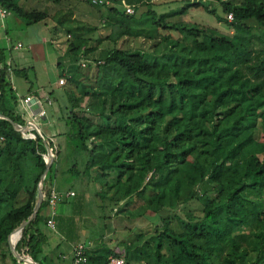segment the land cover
I'll use <instances>...</instances> for the list:
<instances>
[{
    "label": "trees",
    "instance_id": "16d2710c",
    "mask_svg": "<svg viewBox=\"0 0 264 264\" xmlns=\"http://www.w3.org/2000/svg\"><path fill=\"white\" fill-rule=\"evenodd\" d=\"M85 1L119 30L97 58L90 56L95 47L74 41L68 47L82 50L72 58L75 67L60 73L77 88L65 89L67 106L59 108L69 131L46 136L20 129L31 119L25 96L42 99L45 117L57 97L39 95L29 77L28 93L19 95L14 76L27 70L0 45V256L18 261L16 243L19 256L38 260L62 152L57 136L66 135L85 154L84 171L78 161L69 171L92 172L100 186V226L89 236L94 243L74 229L75 216L55 218L67 237L88 245L90 264L112 256L126 264H264V0H178L182 6L159 14L152 0ZM140 5L147 10L138 13ZM0 6L28 26L49 16L25 10L19 0H0ZM191 8L215 15L230 31L171 21ZM66 21L63 16L59 24ZM160 29L182 39L159 37ZM126 37L151 41V48L118 47ZM83 199L71 204L73 211ZM114 217L144 219L148 227H127L129 238L110 247L106 230Z\"/></svg>",
    "mask_w": 264,
    "mask_h": 264
},
{
    "label": "rangeland",
    "instance_id": "374dc122",
    "mask_svg": "<svg viewBox=\"0 0 264 264\" xmlns=\"http://www.w3.org/2000/svg\"><path fill=\"white\" fill-rule=\"evenodd\" d=\"M20 4L24 7L25 10L38 9L39 11L48 12V18L45 21L39 22L38 24H33L28 26L25 20L18 18L15 14H11L8 19L0 20V22L5 23V28L0 29V33L2 34V40L0 41V45H3L7 48L6 36L8 34L11 35L14 42L21 40L25 44L33 41H39L41 36H47L48 38L53 37V41H50L46 44L47 51L49 53L50 59L53 60L50 62L53 70H49V66H46L45 61L36 60L32 57L31 53L26 49H21L19 52H23L24 55L28 58V60H20L19 58H14L13 63L17 68H26L27 73L24 75H16L14 76L15 80V88L19 95H22L27 91L29 83L26 81L27 77L34 81V86H40L41 88H46L49 92L50 88L53 86V90L55 91V95L57 96V102L53 106L47 107L52 110L53 108L64 107V103L66 104L67 97L65 96V89L68 91H77V88L73 85L69 84V81L66 79V83L62 85V87H55L54 83L58 80L59 74L63 72L64 69H71L75 67V64H72L73 57L77 54H80L82 50L77 49V52H67L69 45L71 42H78L79 46H83L84 44L89 47H95L96 49L90 53L91 57H98L99 53L102 49L106 47H112L113 42L112 39L109 38L111 36H115L116 32L119 30L116 24L105 25V16L102 12H100L97 8L92 7L85 0H78L75 4L70 2L68 4H64L63 2L57 0H19ZM214 1L216 0H207ZM82 2V3H81ZM73 4V5H72ZM151 5L157 11V13L168 12L170 10H175L176 8L183 5V2L177 1H169V0H152ZM147 6L140 5L138 13L142 11H146ZM65 16L66 22L64 26L59 24V19ZM173 20H183V21H191L195 23L207 24L209 26L217 27L224 32H229V26L223 22H219L215 15L207 13L203 9H194L191 8L188 10L186 15L183 16H175L171 18ZM93 29V30H91ZM159 37H164L165 35H169L175 39H182V35L179 32L174 30H163L160 29ZM17 35L21 38L19 39ZM30 39L32 41H30ZM20 41V42H21ZM117 46L127 45L129 44L132 47H142L144 49L151 48V41L144 40L142 38H121L116 41ZM17 51H12V54L16 55ZM8 55H10V51L8 50ZM9 57V56H8ZM92 61V58L89 59ZM62 63L60 66H56L55 63ZM93 62V61H92ZM81 65L83 63H87V61L80 62ZM83 66V65H82ZM65 87V88H64ZM65 96V97H64ZM46 107V106H45ZM52 113V112H51ZM48 115L47 122H43V120H38L37 123L45 130V128H50L51 133L58 134L60 132H67L70 130L71 125H68L65 121V116H63L61 110L59 115ZM91 119L94 121L97 120L96 117L91 116ZM57 141L61 143V156L59 157L58 162V173L56 177V182L59 184V188L63 190H67L72 188L77 197H71L70 204L74 203L78 200V197L81 195L84 197L83 206L80 208L83 212L87 213L89 217H93L95 219L96 224L94 229L98 230L100 226V218L97 217L102 213L101 209L97 207V191L100 190V186L94 182L93 173L85 175L84 173H80L77 175L76 173H71L69 168L77 163V169L80 171H84V152L78 153L74 148L73 143L68 139L66 135L57 136ZM99 202V201H98ZM60 205L57 208V211L60 212ZM99 214V215H98ZM148 223L147 220L144 219H131L128 217L123 218H115L112 221L109 229L106 230L107 236L106 239L109 242L110 247H114L117 245L118 241L120 242L123 239L129 238L132 232L127 231V227H131L134 230L139 226H146ZM148 226L144 227L147 228ZM101 228V227H100ZM91 230V229H90ZM96 230V231H97ZM133 230V231H134ZM92 232V231H91ZM102 232V231H101ZM66 247H68L66 245ZM68 249V248H67ZM64 245L60 248L61 251L68 254V251ZM8 261V260H7ZM8 263V262H7ZM64 264H69V259L63 260Z\"/></svg>",
    "mask_w": 264,
    "mask_h": 264
},
{
    "label": "crops",
    "instance_id": "0c3cea01",
    "mask_svg": "<svg viewBox=\"0 0 264 264\" xmlns=\"http://www.w3.org/2000/svg\"><path fill=\"white\" fill-rule=\"evenodd\" d=\"M58 1H60V0H57V2ZM77 1L78 0H61V2H63L64 4H68L70 2H73V4H75ZM11 14H12V12L10 11V14L6 17V19H8V17ZM0 27L1 28H3V27L5 28V23L4 22H0ZM0 36H2L1 33H0ZM17 37L19 39H21L18 35H17ZM2 39L3 38L1 37L0 41ZM50 39H51V41H53L54 38L53 37L48 38V35L47 36L43 35V36L40 37L39 41H33V42H29V43L25 44L21 40H19L17 42H14L13 38L11 37V35L8 34L6 36V41H7V45L6 46H7V49L11 48V50L9 49V51H10L9 60L13 62L15 57L19 58L20 60H28V58L26 57V55H24L23 52H19V51H21V49H26V50H28L31 53V55H32V57L34 59L43 60L45 62L47 61L45 63V65L49 66L48 68H49L50 71L53 70L52 67H51L52 65L50 63L53 59L52 58L50 59L49 53L47 51V47H45L46 44L50 41ZM30 41H32V40L30 39ZM18 43H22L23 47L22 48H17V44ZM14 50L17 51L16 55L12 54V51H14ZM55 64H56V66H60L59 62H57ZM61 77H64V76H60V74H59L58 80L54 83L55 87H62V85L59 84V79ZM26 81L29 83L28 79H26ZM14 82H15V80H14ZM29 87H30V83H29V86L27 88V91L25 93H23L22 95H26L28 93ZM45 89H46L45 87L41 88L40 86H37V87L34 86V90L37 91L39 93V95H41V96H45V95L47 96L48 91L45 90ZM53 89L54 88L52 86L50 88L49 92L53 93V97H57L55 95V91ZM36 97H38V96H36ZM66 106H67V101H66V104L64 103V107L65 108H66ZM50 113L52 115H55V116L59 115L60 114V109H58V108H53L52 110L48 109V115ZM47 118H48V116L45 117V118L42 117L39 120H43V122L45 123L48 120ZM30 123H31V119H30ZM35 124L39 127V129L41 128V126L37 122ZM49 129L45 128V130H44L43 128H41L40 132L42 130V132H44V134L46 136H52L54 133H51V131ZM53 188H55L58 191L63 192V193H70V192H74L75 193L74 195L66 196L59 203V205L61 206L60 207V212L57 211V214H56L57 217H59V221L63 217L67 219L69 217L75 216V218L77 219V223L76 224L73 223L74 224V229L79 232L80 236H82V237L85 236L86 238H89V240L87 241V243L89 245H91L92 242L94 243V241H95L94 237L91 238V239L89 237V236H91V231H92V233H93V231H96V229H94L95 225H93V224H96L94 216L91 218V217H89V215L87 213L83 212V210H80V209L77 212L73 211V208H72V205L70 204V200L69 199L71 197L75 196L76 192L72 188H69L67 190L60 189L58 182H56V178H55V181H54V187ZM44 215L47 217V219L51 215V209L49 207L44 210ZM76 219H74V221H76ZM55 221H56L55 229H53V228H51V227H49L47 225V220L41 225V230L44 232L45 238H44V240L42 242L41 251H40V253L38 255V260L33 262V264H64L63 260H66V259H69V264H72L74 248L79 243V241H76L75 239H73L71 237H67L65 235L64 231H62V229H60V227L58 225V218H55ZM76 226H77V229H76ZM63 245H64V247L66 249L67 248L69 249L68 254H65V252L60 250V248ZM66 245L68 247H66ZM12 247H13V245H12ZM11 249H12V254L14 256H16L13 248H11ZM68 249L66 251H68ZM17 258H18V261H15L12 258L11 254H8V256H6V257L0 256V264H30L31 263V262L29 263L26 259H24L21 256H20V258L19 257H17Z\"/></svg>",
    "mask_w": 264,
    "mask_h": 264
},
{
    "label": "built area",
    "instance_id": "2783aa9c",
    "mask_svg": "<svg viewBox=\"0 0 264 264\" xmlns=\"http://www.w3.org/2000/svg\"><path fill=\"white\" fill-rule=\"evenodd\" d=\"M91 1L94 4L103 5V6H109L112 4V0H88ZM123 8L128 13H134L135 8L132 4L123 2ZM10 14V10L6 7L0 6V20L6 19V17ZM230 19H233L232 15H229ZM1 38V36H0ZM23 47L22 43L17 44V48ZM83 66H85V63H83ZM66 83V78L61 77L59 79V84L64 85ZM47 100L49 103H51V98L47 97ZM23 104L31 117V123L27 127V130L31 129H37L40 131L39 127L35 124L40 118L45 117L47 113V109L45 108V105L41 98L35 97L33 95H27L23 99ZM74 192L70 193H63L58 191L57 189L53 188L51 190L50 196H49V208L51 209V215L47 219V225L53 229L56 227V221H55V215L57 214V208L59 206V203L69 195H74ZM88 248V245L85 242H79L75 248L73 253V261L72 264H90L88 260V256L86 253V250ZM106 264H126V261L123 257L120 256H112L108 260Z\"/></svg>",
    "mask_w": 264,
    "mask_h": 264
},
{
    "label": "water",
    "instance_id": "95a60500",
    "mask_svg": "<svg viewBox=\"0 0 264 264\" xmlns=\"http://www.w3.org/2000/svg\"><path fill=\"white\" fill-rule=\"evenodd\" d=\"M20 129L23 130V131H26L28 128L26 127V128H20ZM50 165H51V162L48 163V166L47 167H50ZM44 177H45V174L42 176V179H41V182H40L39 196H38V201H37L36 207L34 209V213L38 210V208L40 206L41 199H42V194H43V192H42V185H43ZM23 225H24V223H23ZM23 225H22V227H23ZM22 227H21V229H22ZM12 248H13L16 256L20 258L19 254L16 252V249H15L16 248V243L13 244V247Z\"/></svg>",
    "mask_w": 264,
    "mask_h": 264
}]
</instances>
